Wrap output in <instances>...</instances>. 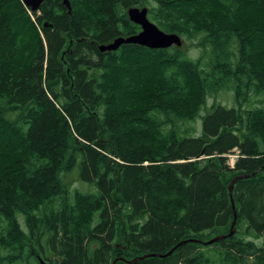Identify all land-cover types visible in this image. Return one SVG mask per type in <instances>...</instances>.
I'll list each match as a JSON object with an SVG mask.
<instances>
[{"label":"trees","instance_id":"obj_1","mask_svg":"<svg viewBox=\"0 0 264 264\" xmlns=\"http://www.w3.org/2000/svg\"><path fill=\"white\" fill-rule=\"evenodd\" d=\"M69 4L0 0V264H264V0Z\"/></svg>","mask_w":264,"mask_h":264},{"label":"water","instance_id":"obj_2","mask_svg":"<svg viewBox=\"0 0 264 264\" xmlns=\"http://www.w3.org/2000/svg\"><path fill=\"white\" fill-rule=\"evenodd\" d=\"M43 0H22L25 6L29 7L32 11H37ZM63 4L70 9L69 0H62ZM148 9L146 6H130L127 8V15L131 22L140 26V30L128 36H120L115 38L109 43L100 44L98 49L100 51L115 50L122 43H131L148 48H168L172 45L180 46L183 39L176 33H168L161 30L154 22L147 16ZM246 175H240L243 177ZM234 180V179H233ZM233 182V181H232ZM232 185L230 187L231 191ZM234 222V220H233ZM232 222V223H233ZM222 236L214 237L209 242L216 240ZM41 264H48L40 260Z\"/></svg>","mask_w":264,"mask_h":264},{"label":"rangeland","instance_id":"obj_3","mask_svg":"<svg viewBox=\"0 0 264 264\" xmlns=\"http://www.w3.org/2000/svg\"><path fill=\"white\" fill-rule=\"evenodd\" d=\"M140 7L141 6H144V4L142 5V4H140L139 5ZM184 44H187V43H184ZM188 45V44H187ZM190 54L192 55V56H196V54H197V51L196 50H194L193 48L191 49V52H190ZM221 100L224 102V103H227V104H232V94L231 93H225V94H223L222 96H221ZM260 100H263L264 101V96H257V97H252V105H259V101ZM209 102H210V100H209ZM200 123H201V118L200 117H198L196 120H195V123L193 124V126L195 127V128H200ZM235 158H236V155L234 154V153H230L229 155H228V163L230 164V165H233V163H234V160H235ZM80 186V185H79ZM83 186V188H85L86 189V186L85 185H82ZM81 187V186H80ZM256 243H258V244H261V245H264V235H262V236H260L259 238H257L256 240Z\"/></svg>","mask_w":264,"mask_h":264},{"label":"flooded vegetation","instance_id":"obj_4","mask_svg":"<svg viewBox=\"0 0 264 264\" xmlns=\"http://www.w3.org/2000/svg\"><path fill=\"white\" fill-rule=\"evenodd\" d=\"M45 0H43L42 2H44ZM62 1V0H61ZM41 2V3H42ZM63 3V2H62ZM41 5V4H40ZM64 5V4H63ZM65 6V5H64ZM40 7V6H39ZM126 12H127V10H126ZM128 16V15H127ZM46 24H47V26L46 27H51V24L49 23V22H47V21H44ZM139 26V25H138ZM140 27V26H139ZM140 30V29H139Z\"/></svg>","mask_w":264,"mask_h":264},{"label":"bare ground","instance_id":"obj_5","mask_svg":"<svg viewBox=\"0 0 264 264\" xmlns=\"http://www.w3.org/2000/svg\"><path fill=\"white\" fill-rule=\"evenodd\" d=\"M22 1V0H21ZM24 4V3H23ZM27 7V6H26ZM29 8V7H28ZM30 9V8H29ZM32 11V10H31ZM43 26L44 27H46L47 26V24L44 22V24H43Z\"/></svg>","mask_w":264,"mask_h":264}]
</instances>
